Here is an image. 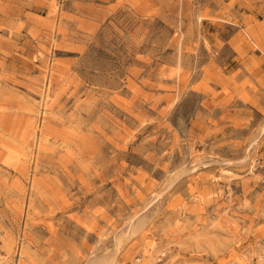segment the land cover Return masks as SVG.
Masks as SVG:
<instances>
[{"label": "rangeland", "instance_id": "1", "mask_svg": "<svg viewBox=\"0 0 264 264\" xmlns=\"http://www.w3.org/2000/svg\"><path fill=\"white\" fill-rule=\"evenodd\" d=\"M258 18L0 0V264H264V109L223 63Z\"/></svg>", "mask_w": 264, "mask_h": 264}, {"label": "crops", "instance_id": "2", "mask_svg": "<svg viewBox=\"0 0 264 264\" xmlns=\"http://www.w3.org/2000/svg\"><path fill=\"white\" fill-rule=\"evenodd\" d=\"M256 17H258L256 15ZM242 18V17H241ZM260 21L264 20V18H258ZM240 26L241 29H244L242 24L239 22L236 23ZM253 30V33L258 34L260 29L262 30V38L260 40V44L258 45L254 39L246 32V36L240 37L236 34L235 38L232 39L228 37H223V39L227 42V48L224 49L226 52L227 58L224 59V64L226 66H231L228 70V73H231L237 69H241V74L238 77V80H241L244 76L254 83L259 89L258 91L252 90L250 87H246L245 92L252 99L251 102L246 105V109H264V23H260L259 25L250 27ZM243 89L238 88L234 89V95L239 97L242 93H246ZM209 98L218 99L224 98L225 94L221 93H208ZM219 101V100H218ZM253 101H257V107L250 105ZM217 102L216 100L213 103ZM237 102V101H236ZM238 102H240L238 100ZM237 102V103H238ZM243 105L239 108H242Z\"/></svg>", "mask_w": 264, "mask_h": 264}, {"label": "built area", "instance_id": "3", "mask_svg": "<svg viewBox=\"0 0 264 264\" xmlns=\"http://www.w3.org/2000/svg\"><path fill=\"white\" fill-rule=\"evenodd\" d=\"M1 260H2V257H1V254H0V263H1Z\"/></svg>", "mask_w": 264, "mask_h": 264}]
</instances>
